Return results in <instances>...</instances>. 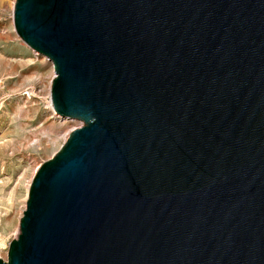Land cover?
<instances>
[{
    "label": "water",
    "instance_id": "95a60500",
    "mask_svg": "<svg viewBox=\"0 0 264 264\" xmlns=\"http://www.w3.org/2000/svg\"><path fill=\"white\" fill-rule=\"evenodd\" d=\"M83 123L0 264H264V0H16Z\"/></svg>",
    "mask_w": 264,
    "mask_h": 264
},
{
    "label": "rangeland",
    "instance_id": "374dc122",
    "mask_svg": "<svg viewBox=\"0 0 264 264\" xmlns=\"http://www.w3.org/2000/svg\"><path fill=\"white\" fill-rule=\"evenodd\" d=\"M16 0H0V259L23 217L28 190L38 167L65 144L81 121L60 122L50 108L52 64L16 34Z\"/></svg>",
    "mask_w": 264,
    "mask_h": 264
},
{
    "label": "bare ground",
    "instance_id": "6f19581e",
    "mask_svg": "<svg viewBox=\"0 0 264 264\" xmlns=\"http://www.w3.org/2000/svg\"><path fill=\"white\" fill-rule=\"evenodd\" d=\"M15 29V28H14ZM34 53H36L38 56H40L37 52H35V51H33ZM42 57V56H41ZM48 61V60H47ZM50 62V61H49ZM51 63V62H50ZM52 64V63H51ZM52 67H53V65H52ZM55 78V77H54ZM50 108L54 111V109H53V107L52 106H50ZM55 113V112H54ZM57 118L59 119L58 121L60 122V130L62 131V129L64 128V125H65V123H66V121H70L69 119H66V118H61V117H59V116H57ZM73 130H75V128H72V131ZM37 171V170H36ZM36 173V172H35ZM29 188V187H28ZM19 235V231L17 230L16 231V233H15V236H14V238H13V240L14 239H16L17 238V236Z\"/></svg>",
    "mask_w": 264,
    "mask_h": 264
}]
</instances>
